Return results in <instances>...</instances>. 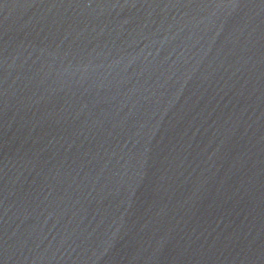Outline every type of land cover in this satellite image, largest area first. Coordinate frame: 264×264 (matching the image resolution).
<instances>
[{
  "label": "water",
  "instance_id": "water-1",
  "mask_svg": "<svg viewBox=\"0 0 264 264\" xmlns=\"http://www.w3.org/2000/svg\"><path fill=\"white\" fill-rule=\"evenodd\" d=\"M0 264H264V0H0Z\"/></svg>",
  "mask_w": 264,
  "mask_h": 264
}]
</instances>
